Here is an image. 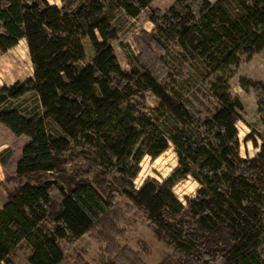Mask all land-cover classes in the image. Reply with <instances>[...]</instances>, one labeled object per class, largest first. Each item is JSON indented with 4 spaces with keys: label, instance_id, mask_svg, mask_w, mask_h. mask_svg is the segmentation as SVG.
<instances>
[{
    "label": "trees",
    "instance_id": "trees-1",
    "mask_svg": "<svg viewBox=\"0 0 264 264\" xmlns=\"http://www.w3.org/2000/svg\"><path fill=\"white\" fill-rule=\"evenodd\" d=\"M61 1L0 0V54L25 40L33 66L31 78L0 89V124L28 138L13 179L19 184L0 209V264H16L23 245L28 264H68L63 242L88 233L106 244L99 264H147L117 241L116 194L173 249L161 264H264V203L251 194L255 188L264 198V143L248 137L260 152L241 156L244 105L229 85L233 69L264 50V0H175L166 13L151 10L155 28L143 32L130 70L115 52V22L138 18L153 0ZM86 39L94 50L89 63ZM152 48L159 56L145 61ZM169 57L202 69L209 114L195 117L167 87ZM30 93L33 109L10 108ZM80 146L68 168V154ZM171 146L179 167L162 182L136 186L144 157ZM3 154L7 165L11 153ZM189 177L199 188L184 203L174 187ZM75 264L89 263L79 255Z\"/></svg>",
    "mask_w": 264,
    "mask_h": 264
},
{
    "label": "rangeland",
    "instance_id": "rangeland-1",
    "mask_svg": "<svg viewBox=\"0 0 264 264\" xmlns=\"http://www.w3.org/2000/svg\"><path fill=\"white\" fill-rule=\"evenodd\" d=\"M28 2L38 0H27ZM50 4L61 5V0H47ZM175 0H153L151 7L145 10L138 18L119 19L115 22L118 30V39L113 45L118 60L125 70H130L132 65L137 66L136 56L144 47L143 32H152L155 28L150 19L151 10L166 13ZM215 2L216 0H210ZM155 12V11H154ZM0 24V34L2 33ZM88 49V61L94 56V50L89 39L85 40ZM159 56L157 49H147L144 52V60L150 62ZM169 74L165 77V84L181 101H183L195 117H203L211 112L213 100L209 97V86L204 72L198 65L193 66L189 62H183L175 57L167 59ZM138 63V62H137ZM201 69V70H200ZM33 75V66L25 40H21L17 46L6 53L0 54V89L17 81L24 82ZM230 91L233 96L239 98L244 105L241 112L242 118L237 122L239 138L241 142L240 154L243 158L253 157L260 152V147H255L253 140L256 139L258 146L264 143V50L251 59H244L240 65L233 69L229 81ZM32 93L26 97L12 101L10 108L18 107L22 112L33 109L37 102ZM149 108L158 104L157 98L147 93ZM252 136L251 140H247ZM28 141L26 136L17 137L0 124V154L4 158L11 153L7 159V165L0 164V189L5 190L4 199L8 191L18 186L15 179L17 160L20 157L23 145ZM83 146L76 148L75 153L68 154L71 167L73 159H79L82 155ZM9 151V152H8ZM141 170L135 179L136 186H141L145 180L154 178L164 181L179 167L177 153L173 146L157 158L145 156L140 163ZM92 177V174L89 175ZM199 183L192 177L180 181L174 187L175 194L186 202V197L196 194ZM56 201L60 200L61 194L56 187L51 191ZM254 199L264 203L262 194L255 188L251 190ZM116 202L121 212L119 216V230L122 235L118 237V243L122 247H128L136 252L147 264H161L173 255V249L161 241L154 229L148 222L143 212L134 207L129 201L116 194ZM0 198H2L0 196ZM65 257L68 264H75L79 255H83L89 264H99L100 255L106 244H98L88 233L76 240L74 243L63 242ZM29 250L23 245L13 256L16 264H28L27 254Z\"/></svg>",
    "mask_w": 264,
    "mask_h": 264
},
{
    "label": "crops",
    "instance_id": "crops-1",
    "mask_svg": "<svg viewBox=\"0 0 264 264\" xmlns=\"http://www.w3.org/2000/svg\"><path fill=\"white\" fill-rule=\"evenodd\" d=\"M62 4V3H61ZM55 5H58V6H60L59 4H55ZM86 50H87V55H89V53H88V49L86 48ZM93 58V57H92ZM92 60V59H91ZM90 61H88V57H87V61H86V63H89ZM21 155V154H20ZM20 158V157H19ZM18 158V159H19ZM18 161V160H17ZM0 164H1V162H0ZM1 170V169H0ZM4 194H5V190L4 191H2L1 189H0V196L2 197V198H0V209L2 208V206L4 205V203L6 202V200H7V196H6V199H4ZM7 195V194H6Z\"/></svg>",
    "mask_w": 264,
    "mask_h": 264
}]
</instances>
